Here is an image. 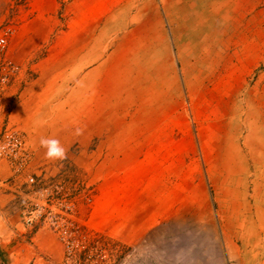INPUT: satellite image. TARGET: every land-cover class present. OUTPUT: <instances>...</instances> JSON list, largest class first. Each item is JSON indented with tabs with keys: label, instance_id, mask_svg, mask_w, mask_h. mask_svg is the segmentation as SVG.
Segmentation results:
<instances>
[{
	"label": "rangeland",
	"instance_id": "1",
	"mask_svg": "<svg viewBox=\"0 0 264 264\" xmlns=\"http://www.w3.org/2000/svg\"><path fill=\"white\" fill-rule=\"evenodd\" d=\"M237 1L241 8L235 7ZM139 10L142 17L133 18ZM158 11L159 0H0V36L6 38L0 65L7 77L0 79V148H15L12 140H19L21 148L14 158L0 159V264H264V0H226L222 20L215 9V23L196 26L200 28L193 35L206 34L214 42L221 20L224 43L231 41L232 49L222 57L212 52L191 57L183 42L181 71L177 68L178 79L186 86L193 83L199 92V112L206 107L207 117L200 114L195 124L203 129L212 123L228 132L234 119L224 118L239 117L234 124L240 126L239 144L246 134V143L256 148H159L142 156L122 148H137L145 137H120L121 152L112 156L106 150L112 148L111 137L95 135L96 106L112 99L123 103L127 96V89L111 83L116 79L109 70L111 56L105 58L102 90L93 87L94 71L87 78L86 127H70L78 122L75 113L69 126V114L59 112L64 90L72 98L80 94V73L73 65L69 68L80 49L104 48L106 55L115 47L125 52L114 60L123 61L128 51L147 45L152 38L148 35L157 33L173 49L172 26L162 18L158 30L147 18ZM201 41L197 50L204 46ZM237 42L242 51L231 54ZM172 58L176 60L175 54ZM49 82L54 87L44 106L49 124L38 128L33 109L44 98L38 99L35 90ZM212 82L217 85L213 89ZM198 83L201 87L196 88ZM210 115L218 120L210 122ZM45 137L58 139L67 158H46V149L40 147ZM163 139L173 144V137ZM183 141L186 146L187 138ZM96 148L104 149L97 153ZM155 159L185 184L180 190L184 200L176 202L169 179L157 219L151 217L156 203L145 185L151 170L144 168H154ZM118 161L120 170L113 171ZM239 177L241 195L248 197L240 201L228 196L237 203L228 205L236 219L225 221L232 227L242 220L248 229L244 235H223L211 189L224 192L218 187ZM202 184L204 198L198 191ZM197 197L202 202L192 201Z\"/></svg>",
	"mask_w": 264,
	"mask_h": 264
},
{
	"label": "crops",
	"instance_id": "2",
	"mask_svg": "<svg viewBox=\"0 0 264 264\" xmlns=\"http://www.w3.org/2000/svg\"><path fill=\"white\" fill-rule=\"evenodd\" d=\"M159 2L161 13L158 11L155 15L147 18L153 19L152 21L157 26L158 30L162 18L168 26H172V29L169 31L171 43L175 50H169L167 39H164L161 33L155 35L149 34L148 37L151 36L152 38H150L148 44H144L142 48L135 45L136 47L133 50L130 52L128 51V54L124 55L126 59L123 61H119L120 59L114 60L115 55L118 56L120 52H125L117 50L115 47L106 55H104V48L98 50L80 49L72 56L74 59L70 60L69 66L70 68L73 65L74 69L80 73V94L72 98L73 96L70 94L69 97L68 91L64 90V92H62L64 93L62 100L64 106L59 108L61 109L59 112L64 111L69 114V118H66L69 126L73 123L70 117L73 112L75 113L74 120L78 122H74L75 124H71L70 127L77 129L86 127L88 107L85 100L87 99L86 89L89 87L87 78H89V73L94 71L96 78L95 81L92 82L93 87L102 90L104 84V66L108 62L105 58L111 56L113 61L111 62L109 70L112 69V72L116 73L117 79L111 80V83H118L119 88L127 89V96L123 98L126 99L123 103L120 100V102L115 104L112 99L109 104H100L98 107L96 106L95 117L97 132L95 135L111 137L112 148H106V150L107 152L110 151L112 156L120 154L121 152V148L119 147L120 137H145L144 144L139 145L137 148H131L132 145L130 144H128V148H122V152L129 149L137 155L142 154V156L151 155V153H155L159 148H241V146L244 148H247V146L256 148L253 144H247L249 142L247 139L249 135L246 134L242 139L241 145L239 144L237 138L240 135L236 129L240 126L237 127V124L234 125L235 122L240 121L239 117L227 114V117L224 118L226 121H232V119H234L233 124L230 126L232 129H229L231 131L228 132V129H218V127L212 123H208L207 127L200 129L197 124H195V121L201 118L200 114H203L204 118L207 117L206 107L202 108V113L199 112L201 110L199 92L194 91L193 83L192 86H186L185 81H180L177 77V68L178 71H181V64L178 59V56L181 54V52H179V46L183 44V42H185L184 46L189 48V52L186 53V55L191 57L201 58L211 52L213 55L222 57L232 49L233 44L231 45V41L225 45L223 40L225 31L222 27L223 22L221 20L226 0H159ZM234 5L236 8H241V4L238 1ZM215 9H218V14H216L221 18V20L218 21L220 25L217 27L219 37L216 36L214 42H212L211 38L206 34L205 37L200 35V39L193 35V32L200 28L196 26H201V24H213V21L215 23L217 17L215 16V18H213V11H215ZM142 13H144L143 10H139L133 18H141ZM139 14L140 16H138ZM146 23H150V20ZM185 25L187 26V30H185L186 34L183 27ZM157 29L155 31H158ZM152 39H155V42ZM151 40L153 42H151ZM135 41H142V39L137 40V38H135ZM200 41L204 46L200 50H197L195 47L199 45ZM237 43L236 49H234L231 54L237 55L238 51L241 53V44L239 42ZM172 54H175L176 60H173ZM177 64L179 67H177ZM86 67L88 68L84 72V68ZM199 67H201V65ZM198 68L196 71H200ZM112 76H114V74ZM192 79L194 78L192 77ZM190 80L191 79H189V81ZM213 83L215 82H212L210 86L211 89L217 86ZM51 85V82H49V84H40L35 90V95L38 96V99L41 100L44 98V101L39 104L37 102L33 109V114H35V120L37 121L36 126H38V128L49 124V118L45 115L47 109L44 110V106L47 105L45 100L49 90H52V88L54 89ZM195 87L199 88L201 85L198 83L195 84ZM190 90H192V92ZM188 93L192 96L190 97ZM26 112L30 111L27 110ZM18 119L17 122L20 121ZM208 120L213 122L218 119L210 115L208 116ZM21 121L23 122V117ZM219 125L222 127L224 126L222 124ZM209 126L211 127L209 128ZM59 127H61V125H59ZM166 137H173V144L162 143L161 139ZM183 138H187L186 146ZM263 139L261 138V140ZM103 149L104 148H96L97 153L103 151ZM131 152L129 153L132 154ZM158 160H156L157 164L154 168L153 166L144 167L150 168L151 170L145 185L149 190L151 200L154 198L152 203H156V206L154 204L156 212L151 216L154 219L161 218L159 214L160 211H157V206L160 202L164 201L163 197L165 194L167 195V190H169L168 183H170V180H173V184L170 183L173 193L170 195L175 198L176 202L184 200L180 190L185 188L184 183L182 184L179 181L176 182L169 173L167 174V170H169L168 167L161 165V160ZM119 164L118 161V163L113 166V171L120 170ZM202 167L204 168V166ZM195 183L199 184L201 182L195 177ZM233 186H235V188H233ZM187 187H189V185H187ZM204 188V184L201 185V188H198L203 198L205 197ZM218 188L223 189L224 192L220 190L217 194L212 188L210 198L215 204L216 213L217 210H220L217 214V218L221 219L219 224V229L222 232L221 234L227 235L228 233H235L236 235H244L247 232V225L249 224L244 225L241 220L238 224L235 223L231 227L227 225L225 221V219H236V217L231 218V212L228 208L229 204L236 202L229 200L230 198L228 196H237L240 201L248 197H243L241 195L242 178L232 179L231 182H225L223 186L220 185ZM247 188L248 184L246 185V194L248 193ZM257 191L258 190H256V192ZM253 196H255V194H253ZM199 198L200 197H197L192 201L199 203L201 201ZM240 201L239 205L243 203ZM231 209H235V211L238 212L240 211L239 206L237 207L235 205H231ZM254 231H257V228H255ZM262 233L264 234V231Z\"/></svg>",
	"mask_w": 264,
	"mask_h": 264
},
{
	"label": "clouds",
	"instance_id": "3",
	"mask_svg": "<svg viewBox=\"0 0 264 264\" xmlns=\"http://www.w3.org/2000/svg\"><path fill=\"white\" fill-rule=\"evenodd\" d=\"M4 43L0 41V44ZM40 147L45 148V156L49 160H63L67 158V150L55 138H41Z\"/></svg>",
	"mask_w": 264,
	"mask_h": 264
},
{
	"label": "built area",
	"instance_id": "4",
	"mask_svg": "<svg viewBox=\"0 0 264 264\" xmlns=\"http://www.w3.org/2000/svg\"><path fill=\"white\" fill-rule=\"evenodd\" d=\"M0 41H3L4 43L0 44V57L3 55L5 49H6V38L4 36H0ZM5 72V67L3 65H0V75H2V77L0 78L1 80H6V74ZM5 133V131L3 132V134ZM12 144L15 148H10L5 149L0 148V159H8L9 157L14 158L17 155V152L21 149L18 148L20 145L19 140H12ZM17 147V148H16Z\"/></svg>",
	"mask_w": 264,
	"mask_h": 264
}]
</instances>
